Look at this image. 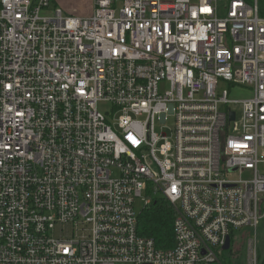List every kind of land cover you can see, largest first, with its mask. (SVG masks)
Listing matches in <instances>:
<instances>
[{"label": "built area", "instance_id": "obj_1", "mask_svg": "<svg viewBox=\"0 0 264 264\" xmlns=\"http://www.w3.org/2000/svg\"><path fill=\"white\" fill-rule=\"evenodd\" d=\"M261 1L93 0L83 17L0 0V264H260ZM144 194L174 207V246L139 232Z\"/></svg>", "mask_w": 264, "mask_h": 264}, {"label": "rangeland", "instance_id": "obj_2", "mask_svg": "<svg viewBox=\"0 0 264 264\" xmlns=\"http://www.w3.org/2000/svg\"><path fill=\"white\" fill-rule=\"evenodd\" d=\"M263 2L261 4H263ZM54 3L56 5H59L60 7H62L64 9L65 13L69 12L70 14L76 15V13H78V12H83V11L87 10L88 5L90 4V0H56V2H54ZM56 5H54L52 3V7H56ZM71 12H73V13H71ZM219 87H220V90L230 88L229 83L226 81H220ZM243 96L244 95L237 94V93H234L232 95L233 98H240ZM99 109L103 113L106 114V113H109L113 110V106L107 102L100 103ZM173 125H174V120L171 119V120H169L166 128L162 131L159 129V132H165L170 136L171 135V129H172ZM114 175L118 176L119 173L117 171H114ZM145 197H146V194H144L142 197H140L136 200V208H137V211L139 214H141L143 209H144ZM250 229L249 228L241 229V230L236 232V235L240 238L241 236H243L245 233L248 232L249 235L251 234L254 237L255 231H254V229H251V230ZM256 239H257V245H258L259 259L263 260L264 259V218H262L260 220L259 225L257 227ZM237 249L239 250V254H238V258L235 259V263H240V262L245 263L247 261V245H246V243L239 240V242L237 244ZM229 253H230V251L227 250L226 254L228 255Z\"/></svg>", "mask_w": 264, "mask_h": 264}, {"label": "trees", "instance_id": "obj_3", "mask_svg": "<svg viewBox=\"0 0 264 264\" xmlns=\"http://www.w3.org/2000/svg\"><path fill=\"white\" fill-rule=\"evenodd\" d=\"M260 2L261 15L264 16V2ZM175 209L165 199L157 198L151 206L143 209L139 219L141 235L151 237L158 247L169 248L175 244L174 220ZM264 264V259L260 262Z\"/></svg>", "mask_w": 264, "mask_h": 264}, {"label": "crops", "instance_id": "obj_4", "mask_svg": "<svg viewBox=\"0 0 264 264\" xmlns=\"http://www.w3.org/2000/svg\"><path fill=\"white\" fill-rule=\"evenodd\" d=\"M54 2H56V0H52V3L54 4V5H56ZM57 7H60L59 5H56ZM62 8V7H61ZM63 9V8H62ZM64 10V9H63ZM69 15H74V16H90L92 13H93V0H90V4L88 5V8H87V10H85V11H83V12H78V13H76V15L75 14H70L69 12H67ZM66 13V14H67ZM71 13H73V12H71Z\"/></svg>", "mask_w": 264, "mask_h": 264}, {"label": "water", "instance_id": "obj_5", "mask_svg": "<svg viewBox=\"0 0 264 264\" xmlns=\"http://www.w3.org/2000/svg\"><path fill=\"white\" fill-rule=\"evenodd\" d=\"M230 119H231V120H234V119H235V113H234V112H232V113L230 114ZM229 247H230V238L227 239V243H226V245H225V249H228Z\"/></svg>", "mask_w": 264, "mask_h": 264}]
</instances>
